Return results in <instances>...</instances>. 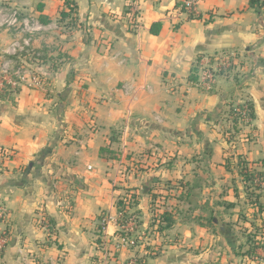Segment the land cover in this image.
<instances>
[{
	"label": "crops",
	"instance_id": "crops-1",
	"mask_svg": "<svg viewBox=\"0 0 264 264\" xmlns=\"http://www.w3.org/2000/svg\"><path fill=\"white\" fill-rule=\"evenodd\" d=\"M70 1L74 27L60 22L63 0H0V66L13 44L70 57L55 72L40 67L42 87L23 83L0 97V148L14 153L0 169L9 213L0 264H99L101 215L116 213L126 185L152 245L139 254L143 264L244 261L234 190L224 188L235 176L225 167L221 125L238 105H252L255 118L239 126L234 153L264 175V5L204 0L198 17L172 24L168 15L184 0ZM131 1L139 24L127 13ZM42 15L52 22L41 24ZM222 53L232 55L231 67L216 72L211 89L200 87L201 68L208 61L216 69ZM124 156L148 166L126 177ZM153 199L169 205L158 206L170 227L151 224Z\"/></svg>",
	"mask_w": 264,
	"mask_h": 264
},
{
	"label": "built area",
	"instance_id": "built-area-1",
	"mask_svg": "<svg viewBox=\"0 0 264 264\" xmlns=\"http://www.w3.org/2000/svg\"><path fill=\"white\" fill-rule=\"evenodd\" d=\"M204 0H184L181 4L176 6L168 15V19L172 24H178L182 17L196 18L198 17V6ZM127 13L131 17L132 21L139 24L140 9L133 2H129L127 5ZM18 13H13L14 22L17 21ZM134 23V24H135ZM136 23V24H137ZM136 27V26H135ZM29 44L26 43L24 47H20L18 44H13L12 56L18 53H23L29 48ZM232 55L228 53L220 54L215 62L217 68L213 69L208 61L205 62L201 68V76L199 86L205 89H211L215 82L216 72H227L232 65ZM12 60H6L0 66L1 69V81H0V94L9 93L14 94L18 87H21L23 83H27L30 87H42L44 80L39 75L30 73L29 75L20 74L19 71L13 70ZM11 69V70H10ZM14 153L11 150L0 148V169H3L6 163L13 157ZM126 157L120 158V165H125L124 161ZM262 180V179H261ZM261 188H264V181L258 180ZM258 183V184H259ZM117 184L115 183L114 186ZM135 196L129 193L122 194L118 197V202L121 205L118 207L116 203V213H104L100 218L101 227V239H100V263L99 264H118L121 257L126 253L129 256L120 264H140L139 258L136 256L132 249H135L139 242H143V234L140 232L141 223L139 222V215L135 211L136 200ZM159 208V206H157ZM153 213V217L157 219V223H160L163 212L156 210ZM159 213H162L159 216ZM8 210L0 203V254H2L7 248L9 242V232L6 228H2V224L6 223L8 219ZM44 227L48 229L49 223L44 222ZM110 227L115 228L113 233H109Z\"/></svg>",
	"mask_w": 264,
	"mask_h": 264
},
{
	"label": "rangeland",
	"instance_id": "rangeland-1",
	"mask_svg": "<svg viewBox=\"0 0 264 264\" xmlns=\"http://www.w3.org/2000/svg\"><path fill=\"white\" fill-rule=\"evenodd\" d=\"M53 47H46V46H42L40 50V53H35V55L32 52L27 53V50L33 51L34 49L32 48H28L25 52V56L21 57V59L19 60L20 65H18L17 68H14L15 66V62L13 61V66L11 67L14 71L17 70L20 72V74H26L29 75L30 73L35 74V75H39L40 77H44L45 75L42 74V72L40 71V67L43 65H40L39 62V56H50L53 55V51L52 50ZM54 56V55H53ZM46 66H49L48 64H45ZM11 70V69H10ZM2 77H1V69H0V81H1ZM241 131V129L239 127H236L235 124L233 123L232 119L230 120V122H226V124L221 125V134L222 137L225 139L226 144H227V152L234 154L235 157H237L238 155L234 153V150L236 149L237 146V142L233 139L234 137L239 136V132ZM239 133V134H238ZM238 134V135H237ZM228 156V155H227ZM11 160V159H10ZM9 160V161H10ZM235 163L233 168H232V175L235 176L231 182L228 181V183H226L224 185V188L226 187H230L232 188L233 191V198L234 201L236 202V215L238 218V226L236 229V224H233L235 226H233L234 231H235V235L237 234L239 238L244 239V244L242 246V248H238V253L241 254V256L244 257H238V259H243L244 261H239V263L237 264H264V249H259V250H253L252 249V243L249 241L246 242V240L248 238H246V236L248 237L249 234H247V232H245V230H252V236L253 234L255 235L256 238H264V221H263V216L262 211L260 210V206H262L264 208V193L261 190H264V188L261 189H257L255 187H250V184H247L246 181L244 180L243 176L240 174V167L237 165L238 159L235 158ZM8 163V162H7ZM169 164H171L172 162H168ZM167 163V164H168ZM153 165H160V161L159 162H154L152 163ZM260 164V163H259ZM144 166H148V164L143 163V162H130V165L125 164L124 166L122 165V168L120 169L123 174L122 175H126V177L128 176V174L133 173L134 170L137 171L138 173H143V171L145 170ZM255 166V165H253ZM161 166H159L160 168ZM259 167V166H258ZM1 168V167H0ZM149 168H151L149 166ZM156 168V167H154ZM158 169V168H157ZM254 169V168H252ZM159 170H156L155 172H157ZM257 171V170H256ZM155 172H153V174H155ZM258 172V171H257ZM126 179V178H125ZM230 183V185H228ZM113 184H115L113 182ZM117 187H118V183H116ZM179 185H176L177 187H181ZM132 188L129 187V185H126L124 187V192L123 194L129 193L132 196H135V193H132ZM225 192V191H224ZM235 194V197H234ZM259 196V197H258ZM136 201H138L137 197H135ZM224 198V197H223ZM236 198V199H235ZM221 199V198H220ZM219 199V200H220ZM118 201V200H117ZM116 201V203H117ZM166 203H168L165 200ZM218 203L222 204L221 206H224L226 211H229L230 209H234V206L231 205V203H228L227 201H218ZM151 206L150 209L152 212L156 213V210H160L161 208L157 207L158 205H161V207H169V205H165L164 204V200H160L159 202H157V200L154 201V199L151 201ZM171 205V204H170ZM174 207V204H173ZM187 207V206H186ZM135 211L138 214V210L135 209ZM163 213L165 211H162ZM264 212V211H263ZM162 213H159V216H161ZM157 219L159 218H155V216L153 217L152 220H154V222L151 224L154 225H158L157 223ZM139 222L141 223V220L139 219ZM142 225V224H140ZM240 228V229H239ZM143 227H140V232L142 231ZM154 230L157 232V229ZM258 230H261L263 232H261V234L259 236H256L258 233ZM263 235V236H262ZM241 239H239V241H241ZM147 243L144 242H139L137 247L135 249H132L136 256L139 258V260H142V257H139V254L142 253V251L144 252V250L146 248H152L147 247ZM237 255V253H236ZM127 254L125 255V257H123V260L121 262H123L126 258H127ZM120 261L118 264H120ZM143 264V262H142ZM221 264V263H219ZM222 264H227L226 262L222 263Z\"/></svg>",
	"mask_w": 264,
	"mask_h": 264
},
{
	"label": "trees",
	"instance_id": "trees-1",
	"mask_svg": "<svg viewBox=\"0 0 264 264\" xmlns=\"http://www.w3.org/2000/svg\"><path fill=\"white\" fill-rule=\"evenodd\" d=\"M64 1V6L68 9V11L61 10L60 12V22L64 25V27H74L75 26V12H76V5L74 3H72L70 0H63ZM259 5L260 7L264 5V1L262 0H250V6H257ZM195 19V18H194ZM40 22L43 25H48L50 24L52 21L46 17V16H41L40 17ZM158 25H153V28L157 27ZM152 28V32L153 34H157L158 31H156L155 29ZM32 52L34 55L35 53H40V50H27V53ZM26 52L17 54L15 56H9L7 57L9 60H13L15 62V66L14 68H17L18 65H20L21 62H19V60L21 59V57L25 56ZM64 58L70 61V57L66 56L65 54L62 53H58V55L53 56H39V59L41 62H39L40 65H45L49 63V70L50 72H55L58 69V63H59V59ZM42 78V77H41ZM43 80L45 79V76L43 77ZM20 87H18L14 93H17L19 91ZM4 96H9V93H3L0 94V97H4ZM230 115L232 116V121L235 124L236 127H239L240 125H248L250 124L254 118H255V114H254V110L253 107L250 103H245V104H241L238 105L236 108L232 109L230 112ZM102 153H108V150H104L102 149ZM228 156L226 157V162H225V167L226 170L231 172L232 168L234 166V164H236L235 162V158L238 159L237 165L240 167L241 171L240 174L243 176L244 180L246 181L247 184H250V187H255L257 189H261L260 184L258 180L260 181H264V175L261 172H257L255 169H252L250 167V163L244 159H242V157L240 155H238L237 157H235L234 154L229 153L227 154ZM117 159V158H116ZM262 179V180H261ZM259 183V184H258ZM259 197V196H258ZM118 207L121 205L120 202L117 203ZM260 210L262 211L263 207L260 206ZM164 219V222H166V227L168 228L173 224V219L170 216V214H168L166 211L162 214L161 216V220L160 222ZM164 228V229H165ZM261 230H258V234L256 236H259L261 234ZM263 236V235H262ZM248 238L250 239L251 243H252V249L254 250H259V249H264V238H256L255 235L252 233H249ZM238 256H241L240 253H237ZM140 264H142V261H140Z\"/></svg>",
	"mask_w": 264,
	"mask_h": 264
}]
</instances>
